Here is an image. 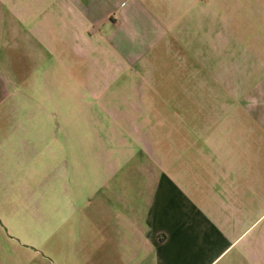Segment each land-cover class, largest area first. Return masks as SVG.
I'll return each instance as SVG.
<instances>
[{
    "label": "rangeland",
    "instance_id": "obj_1",
    "mask_svg": "<svg viewBox=\"0 0 264 264\" xmlns=\"http://www.w3.org/2000/svg\"><path fill=\"white\" fill-rule=\"evenodd\" d=\"M112 1L87 7L96 18L69 19L58 2L35 0L29 54L4 56L0 264H81L86 207L60 223L104 177L96 142L110 138L120 154L112 130L186 107V80L217 79L254 49L264 61V0Z\"/></svg>",
    "mask_w": 264,
    "mask_h": 264
},
{
    "label": "crops",
    "instance_id": "obj_2",
    "mask_svg": "<svg viewBox=\"0 0 264 264\" xmlns=\"http://www.w3.org/2000/svg\"><path fill=\"white\" fill-rule=\"evenodd\" d=\"M94 1L54 0L69 19L96 18L87 11ZM33 7L0 0V104L12 99L4 56L29 54ZM249 54L217 79L186 80L193 96L186 107L175 102L172 116L112 130L120 154L110 138L96 142L104 177L60 223L86 207L77 223L81 264H264V61L257 49Z\"/></svg>",
    "mask_w": 264,
    "mask_h": 264
}]
</instances>
